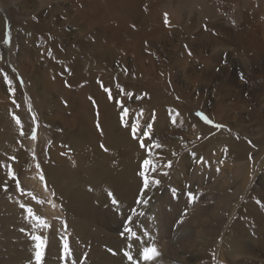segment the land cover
<instances>
[{
	"label": "rangeland",
	"instance_id": "374dc122",
	"mask_svg": "<svg viewBox=\"0 0 264 264\" xmlns=\"http://www.w3.org/2000/svg\"><path fill=\"white\" fill-rule=\"evenodd\" d=\"M40 1L0 0V5L14 3V7L20 9L18 15L20 23L16 27L17 37L22 30L27 29L25 24L36 21L34 14L42 18L41 12L34 10V6ZM57 1L61 3L63 13L66 12L64 15L59 13L60 23L65 30H71L63 39L67 40L68 44L75 39L83 41L85 32L79 27H85L90 23L82 16L83 11H86V0H51L54 9ZM89 1L91 7L106 10L108 13L105 19L95 17L90 25L94 30H104V40L111 51L107 50L106 57L112 65L115 64L114 54L118 50L127 53L130 41L146 45V52L141 50L137 56L132 54L126 57L119 56L121 73L110 74L109 78L105 76L95 79L90 84L88 92L86 91V101L92 105L95 113L102 110L101 107L112 111L116 107L114 105L119 103L118 122L123 123L120 121V114H124V109H127L125 122L129 129L134 130L141 124L143 126L141 132L144 133L149 131L147 125L151 124L149 135L145 138L150 145H146L147 154L144 161H151V166L155 167H152L153 175L148 188L145 189L143 184L139 196L133 203L128 202L126 207L123 206V217L113 220L73 218L56 200L54 190L49 189L55 200L53 206L56 207L53 219L59 223L62 234L66 235L59 236L61 246L66 239L71 249L67 255L70 259L66 260V257L60 254L57 257L59 262L56 263V260L51 258L50 264H89L90 255L94 247L98 246V242L87 238L89 242L84 244L79 235L76 240L74 228L80 226L92 228L94 225L93 234L104 230L115 241L130 237L125 232V226L131 227L138 236L143 231L148 233L141 238L143 244L148 245L151 234L156 230L154 224L157 223L155 203L150 201L149 197L151 194L155 195V190L167 189L172 198L167 202L169 210L171 209L168 211L170 223L166 239L159 237L162 242L157 245L156 252L160 259L155 264H183L188 260L192 264H203L211 256L212 261H217L216 264L251 262L263 264L258 259L259 254L255 248V253L246 261L242 260V251H238L240 255L233 258L232 250L227 246L226 235L229 232L240 234L244 242L260 238L261 230L257 226L252 227L253 215L240 216L242 210H250L264 220V139L261 132L264 123V0H141L139 8L145 11V6L149 5V14L124 21L125 25L122 28L117 24L120 20H115L118 18L115 12L118 6L114 0H109V3L105 0ZM22 10L24 14L29 15L21 16ZM43 10L49 11L50 6L46 5ZM5 11L0 7V13L5 20V34L2 39L0 38V57L4 59L9 69L13 70L12 67L20 63L23 67L21 75L16 76L21 87L19 96L12 99L7 95V81H3V90L0 91V96L3 97L0 110L13 112L20 108V99L28 102L27 85L22 76L35 81L49 77V71L43 65L36 68L38 58H33L27 50L22 52L20 45L14 40L16 38L10 18L7 19ZM72 15L79 27L65 23ZM1 24L0 21V26ZM119 30L124 34L125 43ZM130 31L133 32L132 36L129 34ZM28 33L29 41L39 48V44L42 43L40 35L33 30H28ZM257 44L263 46L259 55ZM139 64L144 66L139 67ZM17 70L18 67L15 68V72L18 73ZM70 74L69 68H66L64 75ZM105 87L111 89V99L109 93L104 91ZM163 98L174 101L177 106L166 104L162 101ZM153 102L160 105L157 106L156 114L153 107L149 108ZM25 109L31 110L28 105ZM169 110L175 111L171 113ZM63 113L68 118L66 109ZM36 131L37 128L34 133L32 132L29 142L27 140L24 144L26 153L28 152L24 156L26 155L29 160L35 156L34 153L48 154L52 147L44 132L45 143H48L49 147L46 150H39L38 147L43 145V141L37 139ZM83 131L84 129L76 126L66 132L70 136H80ZM33 134L35 139L32 138ZM240 141L247 147L235 143ZM67 153L72 158L76 156L69 148ZM55 154H59V151L56 150ZM243 155L246 158H243ZM13 162L15 164L19 160L15 158ZM33 165L34 161L31 160L29 169ZM141 172H144V168L138 171L139 176ZM10 173L12 171L9 170ZM239 173L247 176L248 185ZM153 180L161 182V187L157 189L158 184L152 183ZM23 184L29 191L28 184L26 182ZM242 185L243 188H240ZM233 187L237 189L234 190ZM136 189H139V184ZM254 191L258 194L253 195ZM142 192L147 195L141 199ZM189 192L195 196L194 200L189 197ZM35 197L34 205L43 208L45 205L43 200L47 197L41 195ZM143 200H147V203H143ZM29 207L38 215L39 212L36 213L32 205ZM0 211L5 214L3 207ZM51 212H54V208L48 214L39 213L50 227L45 230L41 228L34 235L45 238L51 230L53 222L50 223L47 219ZM31 222L36 224L34 219ZM130 238L132 243H135L136 239ZM74 240L75 244L72 243ZM32 241L36 253V241ZM45 241L46 246L39 264H47L46 238ZM172 241L178 245L169 246ZM60 249L64 252L63 248ZM102 250L112 256H116L117 253L109 247L107 249L103 247ZM35 253V257L28 264H38ZM179 254L185 257L184 262L177 257ZM195 255L199 257L195 258ZM196 261L198 262L195 263ZM110 264L128 263L124 258L116 257ZM130 264L153 263L142 256H135Z\"/></svg>",
	"mask_w": 264,
	"mask_h": 264
},
{
	"label": "bare ground",
	"instance_id": "6f19581e",
	"mask_svg": "<svg viewBox=\"0 0 264 264\" xmlns=\"http://www.w3.org/2000/svg\"><path fill=\"white\" fill-rule=\"evenodd\" d=\"M105 1L109 3V0ZM114 3L118 6V9L115 10L118 18L115 20H120L117 24L121 28L125 25L124 21L137 18V16L142 18L149 14V5L145 6V11L139 8L141 0H114ZM60 4L57 1L56 8L54 9L51 0H41L38 5L34 6V10L40 11L42 18H38L34 14L36 21L25 24L27 29L22 30L19 37L16 36V27L20 23L18 19L19 7H14V3H9L6 6L0 5V7L6 10L7 19L10 18L11 28L16 38L14 40L20 45L22 52L27 50L32 54L33 58H38V63L35 64L36 68L38 65H43L49 71V77L39 80L35 79V81L22 76L27 85L28 102L25 99H20V108L13 112L0 110V208L3 207L5 211V214L0 211V264H28L35 257V246L32 236L39 232L41 227L37 223L33 224L31 222L33 218L27 213L29 205L33 206L37 211L36 213L43 214H48L54 208V212H51L48 218L46 217L50 223L53 222L51 230L45 236L48 243L46 247L48 257L46 263L50 264L52 259L56 260V263L59 262L57 257L60 254L64 255L63 257H66V260L70 259L65 255V251L61 252L60 249H64V243L61 246L59 236L64 234H62V230L58 226L59 223L53 219L56 214V207L53 206V201L55 200L53 195H50L49 189L54 190L56 200L73 218L87 217L90 219L113 220L123 217V206L126 207L128 202L133 203L141 192L145 176L149 181L153 175L151 164L148 167H145L143 164L147 154V147L142 149L141 141L145 145L150 144L147 143L146 136L141 132L142 125H137L134 129V135V130L129 129V125L125 122L126 117L124 114H120V121L122 120L123 123L118 122L119 103L114 105L116 107L112 111L104 110L101 107L104 111L100 110L95 113L92 105L86 101V91L88 92L90 84L95 79L104 78L105 76L109 78L110 74L119 75L121 73L119 71L121 65L119 56L126 57L128 54L137 56L141 50L146 52V45H143L141 42L130 41L127 45L128 52L124 54L123 50H118L114 54L115 64L112 65L106 57V53L108 54L107 50H110L104 40V30H94L90 25L95 17L105 19L108 15L106 10L91 7L90 1L86 0V11H83L82 16L87 18L90 23H87L85 27H79L73 15L65 22L72 23L81 30H84L85 39L83 41L75 39L68 44L66 43L67 40L63 38L71 30H65L60 23L61 18L58 17L59 13L61 12L63 15L66 13L65 11L63 13ZM46 5L50 6L49 11L43 10ZM28 15L24 14L22 10L21 16L27 17ZM66 16L68 17V15ZM0 21L2 22L0 26V38H3L5 34V20L2 18L1 13ZM28 30H33L40 35L42 43L39 44V48H36L35 44L29 41ZM119 31L122 33L123 42L125 43L124 34L121 30ZM129 34L132 36L133 32L130 31ZM256 49L259 55L263 46L257 44ZM79 59H81V62L78 63ZM1 61L0 70L2 71H0V77L6 73L8 79L12 81L11 87L13 91H8L7 95L12 99L17 98L19 92L21 93V87L16 80V76L21 75V72H23L22 63L16 64L12 67L14 68L12 70L6 66L4 59L2 60L0 57ZM138 66L142 67L144 65L139 64ZM17 67L20 70H17L18 73L15 72V68ZM66 68H69L70 75H64ZM79 75L81 79H79ZM208 77L209 75L206 76V78ZM1 90H3V82H0ZM162 101L168 105L177 106L174 101L167 98H163ZM2 103L3 97L0 96V105ZM26 105L30 106L31 110L25 109ZM157 106L160 105L153 102L149 107L154 108V114H156ZM64 109L67 110L68 118L63 113ZM174 111L169 110L171 113H174ZM14 117L19 118V124ZM76 126L84 129L83 134H80V136H70L68 132ZM36 128L38 129L36 131L38 132L37 139L43 141V145L39 146L38 149L46 150L49 147L48 143H45L44 132L48 136L47 141H51L53 148L51 147L48 150V154L34 153L35 156L31 159L34 161V165L29 169L31 160L26 155L24 156V154L28 153H26L27 149L24 147V144L27 140L29 142L30 136ZM119 129H121L120 132L118 131ZM21 132H23V135H21ZM261 132L264 139V123L261 126ZM235 143H240L247 147L242 141ZM67 148L70 149L71 153L76 155L74 158L70 157L67 153ZM56 150L59 151L57 155L55 154ZM50 153L52 155H49ZM13 157L19 160V162L14 164ZM242 157L246 158L245 155ZM143 168L145 175L139 176L138 171H141ZM9 170L15 174V180L11 175L12 173L9 174ZM239 175L244 178L246 185H248L247 176L244 173H239ZM41 176H43V180H41ZM17 182L19 183V188L16 187ZM23 182L28 184L29 191H27V187L24 186ZM138 184L139 189L137 190ZM161 184L160 182L156 186L157 189L161 187ZM246 185L244 186L247 187ZM239 187L243 188V185ZM232 189L236 190L237 188L233 187ZM142 193L140 195L141 199L147 195ZM154 194L150 195L149 200L155 203V218L157 223L154 224L156 230L151 234L148 245L143 244L141 240L144 231L140 235V240H135V243H132L129 236L125 240L115 241L104 230L93 234L94 225L92 228L89 226L74 228L76 240H78L77 236L79 235L81 242L84 244L89 242L86 240L87 238L93 239V242L94 240L98 242V246L94 247L90 255L89 264H110L116 257H122L126 263L130 264L131 260L128 259L125 253H130L132 258L135 256L143 257L144 248H152L154 246L155 250L157 249V245H160L162 242L160 241L161 238L159 240V237L161 236L166 239V235L168 234V223H170V212L168 211H171V209L169 210L167 202L171 201L172 198L168 189L166 191L155 190ZM252 194L257 195L258 193L254 191ZM36 195L47 197L46 199L42 198L45 201L43 208L34 205ZM113 199L117 203H112ZM22 204L26 207L22 208ZM242 211L240 216L245 214L253 215L252 227L257 226L261 230L260 238L244 242V238L240 234L229 232L226 235L227 246H230L233 258H237L240 255L238 251H242V260L244 261L255 253V248L259 254L258 259L264 264L263 217L254 214L250 210ZM165 226L167 229H165ZM42 229L45 230V228ZM233 241L236 243H233ZM72 243L75 244V240ZM172 245H178V243L172 241L169 246ZM99 246L105 247V249L109 247V249L116 250V256L107 254ZM177 257L180 258L181 262H184V256L179 254ZM197 257L199 255H195V258ZM212 257H208V260H205L203 264H216L217 261H212ZM158 259H160L158 255H155L154 258L148 261L155 264L158 262ZM183 264L192 263L188 260ZM251 264L260 263L251 262Z\"/></svg>",
	"mask_w": 264,
	"mask_h": 264
},
{
	"label": "snow or ice",
	"instance_id": "6c2138e0",
	"mask_svg": "<svg viewBox=\"0 0 264 264\" xmlns=\"http://www.w3.org/2000/svg\"><path fill=\"white\" fill-rule=\"evenodd\" d=\"M166 22H167V18H166ZM0 71H2V70H0ZM3 81H7V84H8V91H13V89H12V87H11V85H12V81H11L10 79H8V76H7L6 73H4L2 77H0V82H3ZM20 82L22 83V80H21ZM117 87H119V85H117ZM104 91H105L106 93H109V98L111 99V98H112V97H111V89H108V88L105 87V88H104ZM120 91H123V89H120ZM121 106L123 107V105H121ZM124 115H127V109H124ZM14 119H16V121H17L18 124L20 123L18 117H14ZM205 119H206V118H205ZM173 122H175V121H173ZM217 127H221V126H220V125H217ZM147 128H148L149 131H148V132H144V133H142V134L145 135V136L149 135V132H150V130H151V124L147 125ZM133 134L135 135V130H134ZM21 135H23V132H21ZM32 138H33V139L36 138V137H35V134H33ZM154 146H155V147H159V145H154ZM141 147H146V145L144 144L143 141H141ZM149 155H151V152H149ZM12 159H15V158L13 157ZM150 164H151V161H148V160H145V161H144V165H145V167H148ZM168 166H169V167L171 166V162H169ZM37 167H39V165H37ZM152 167L154 168L155 165H152ZM166 174H167V173H165V175H166ZM11 175H12L13 179L15 180V174L12 173ZM140 175H141V176H144L145 174H144L143 172H141ZM43 179H44L43 176H41V180H43ZM152 183L159 184V181H158V180H153ZM148 186H149V181H148V178L145 176V178H144V188L147 189ZM16 187L19 188V183H18V182L16 183ZM5 190H6V186H5ZM109 195H111V193H109ZM188 195H189V197H190L191 199H193V200L195 199V196H194L191 192H189ZM142 202H143V203H147V200H143ZM112 203L115 204V203H117V201H116L115 199H113ZM21 207H22V208H25L26 206L22 204ZM27 213H28V215H29L30 217H32V218L36 221V223H37V225H38L39 227H41V228H47V227H50V225H48V224L46 223L45 220H43L39 215H36V214L33 212V209H32L31 207H27ZM142 214H143V213H140V215H142ZM131 222H132V221H131V219L129 218V223H131ZM66 227H67V225H66V223H65V228H66ZM125 232H127V233L130 235V237H132V238H134V239H136V240H140V236H138V235L136 234V232L133 230V228L125 226ZM121 235L123 236L124 233H121ZM144 235H148V233H147V232H144ZM32 239H33L34 241H36V253H35V255H36V260H37V262H38V264H39V262H40V260H41V258H42V256H43V250H44V248H45V246H46V241H45V238L42 237L41 235H33V236H32ZM64 251H65V255H66V256H67V255L70 253V251H71V249H70V247H69V243H68L67 240H65V242H64ZM125 255L128 256V259H129V260H132V256H131L130 253H125ZM155 255H158V253L156 252L154 246H153L152 248H144V250H143V257H144L145 260H150V259L154 258Z\"/></svg>",
	"mask_w": 264,
	"mask_h": 264
}]
</instances>
